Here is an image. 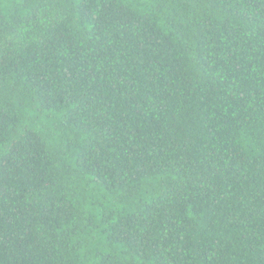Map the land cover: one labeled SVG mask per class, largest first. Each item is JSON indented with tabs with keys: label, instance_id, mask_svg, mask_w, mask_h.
I'll use <instances>...</instances> for the list:
<instances>
[{
	"label": "trees",
	"instance_id": "trees-1",
	"mask_svg": "<svg viewBox=\"0 0 264 264\" xmlns=\"http://www.w3.org/2000/svg\"><path fill=\"white\" fill-rule=\"evenodd\" d=\"M0 264H264V0H0Z\"/></svg>",
	"mask_w": 264,
	"mask_h": 264
}]
</instances>
